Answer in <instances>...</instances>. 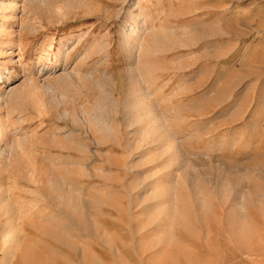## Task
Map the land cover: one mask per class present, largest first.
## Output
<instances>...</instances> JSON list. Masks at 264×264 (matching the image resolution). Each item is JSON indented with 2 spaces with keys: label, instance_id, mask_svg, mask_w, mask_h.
I'll list each match as a JSON object with an SVG mask.
<instances>
[{
  "label": "rangeland",
  "instance_id": "obj_1",
  "mask_svg": "<svg viewBox=\"0 0 264 264\" xmlns=\"http://www.w3.org/2000/svg\"><path fill=\"white\" fill-rule=\"evenodd\" d=\"M0 32L22 264H264V0H0Z\"/></svg>",
  "mask_w": 264,
  "mask_h": 264
},
{
  "label": "bare ground",
  "instance_id": "obj_2",
  "mask_svg": "<svg viewBox=\"0 0 264 264\" xmlns=\"http://www.w3.org/2000/svg\"><path fill=\"white\" fill-rule=\"evenodd\" d=\"M5 15V14H4ZM16 18V17H15ZM147 25V24H146ZM4 27V26H3ZM14 30V29H13ZM2 33H5L4 31H1ZM0 32V33H1ZM7 32V30H6ZM8 33V32H7ZM6 33V34H7ZM10 34V33H9ZM8 36V35H7ZM4 39V38H2ZM3 41V40H2ZM3 43V42H2ZM2 51V47H1ZM3 52V51H2ZM1 78V74H0ZM4 93V92H3ZM4 95V94H3ZM143 96V95H142ZM149 98V96H148ZM145 99V98H144ZM148 107V106H147ZM144 109V108H143ZM149 113L152 112L151 109H148ZM146 112V111H145ZM151 116V115H150ZM151 120H153L151 118ZM1 127V126H0ZM3 129V128H2ZM3 131V130H2ZM1 132V131H0ZM9 220V219H8ZM0 239H2V243H0V264H22L24 261L22 259V255L16 254L15 251L12 249L13 243H16L18 241L17 236H14L13 233H11V229H3L0 231ZM22 253V252H21ZM33 253V252H32ZM2 254V255H1ZM40 254V253H39ZM39 254L36 255L38 258H42ZM43 254V253H41ZM34 257V256H33ZM45 259V258H43Z\"/></svg>",
  "mask_w": 264,
  "mask_h": 264
}]
</instances>
